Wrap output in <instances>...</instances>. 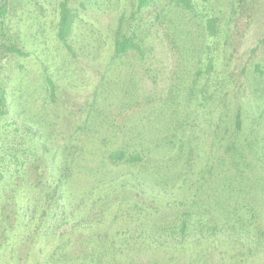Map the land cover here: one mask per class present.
I'll return each mask as SVG.
<instances>
[{
    "label": "trees",
    "instance_id": "16d2710c",
    "mask_svg": "<svg viewBox=\"0 0 264 264\" xmlns=\"http://www.w3.org/2000/svg\"><path fill=\"white\" fill-rule=\"evenodd\" d=\"M18 1L0 0L1 262L226 264L229 251L264 247V37L241 52L237 27L207 13L196 31L204 41L168 33L175 66L165 95L111 89L104 77L73 102L58 80L66 56L58 65L51 50L42 58L19 39ZM70 1L54 8V45L80 62ZM145 48L117 29L115 58Z\"/></svg>",
    "mask_w": 264,
    "mask_h": 264
},
{
    "label": "rangeland",
    "instance_id": "374dc122",
    "mask_svg": "<svg viewBox=\"0 0 264 264\" xmlns=\"http://www.w3.org/2000/svg\"><path fill=\"white\" fill-rule=\"evenodd\" d=\"M193 1L195 8L191 11L178 5L176 0H155L153 5L141 10L137 8V0H71L76 23L70 42L80 62L54 45L57 22L54 8L58 0H19L13 8L17 15L12 17V24L23 44L31 51H37L42 58L48 57L46 51L51 50L60 65L65 62L61 56H66L65 69L57 70L61 72L58 80L61 90L73 102L80 98L84 100L89 93L80 90L92 87L104 77L109 79L111 89L124 92L134 85V88L139 87L141 94L161 97L167 93L175 66L168 33L182 29L193 31V37L202 42L205 36L196 31L209 13L218 16L225 28L237 27L235 39L240 42L241 52H248L259 38L264 37V0ZM40 17L44 19L43 26ZM119 27L124 33H137L146 40L147 54L137 56L131 53L115 58L114 41ZM28 65L31 67L30 62ZM11 72L8 68L7 84L12 87L18 77ZM131 72L137 78L127 81ZM24 80L27 88L23 87L22 93L28 100V73ZM30 93L31 98L38 101L34 87ZM38 102L36 106L39 107ZM224 257V261L234 258L228 263L225 261L226 264H264V247L257 250L254 247L238 248L227 252ZM3 262H11V257ZM4 263L0 259V264Z\"/></svg>",
    "mask_w": 264,
    "mask_h": 264
}]
</instances>
